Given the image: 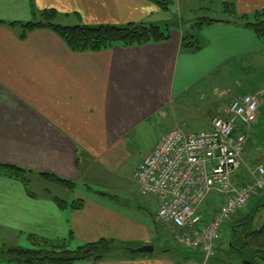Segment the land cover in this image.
Listing matches in <instances>:
<instances>
[{
  "label": "crops",
  "instance_id": "0c3cea01",
  "mask_svg": "<svg viewBox=\"0 0 264 264\" xmlns=\"http://www.w3.org/2000/svg\"><path fill=\"white\" fill-rule=\"evenodd\" d=\"M218 1L234 3L242 14L264 11V0ZM44 10H55L65 26L173 27L162 43L75 53L51 30L23 37L24 28L9 26ZM163 12L148 0H0V164L29 174L28 184L0 175V249L31 247L30 237L66 242L72 249L107 240L112 248L101 260L76 264H205L200 252L162 247L159 200L141 195L135 180L165 133L150 150L138 146L157 117L170 118L168 130H209L233 98L225 97L226 87L220 94L200 88L203 104L190 93L235 59L255 58L264 41L249 29L222 23L203 30L200 51L184 52L185 29L172 18L162 20ZM260 94L263 88L259 95L250 93ZM262 107L258 123L264 126ZM263 136L247 142L245 162L252 167L264 164ZM240 174L248 177L246 169ZM206 204L203 211L210 208ZM145 246L153 252H135Z\"/></svg>",
  "mask_w": 264,
  "mask_h": 264
},
{
  "label": "built area",
  "instance_id": "2783aa9c",
  "mask_svg": "<svg viewBox=\"0 0 264 264\" xmlns=\"http://www.w3.org/2000/svg\"><path fill=\"white\" fill-rule=\"evenodd\" d=\"M260 105L257 96L244 95L232 99L207 131L168 130L135 172L140 194L159 200L158 220L177 231L184 249L200 252L206 262L217 253L223 224L264 191L263 163L255 164L242 184L235 182L247 165L248 134ZM213 192L222 202L203 211Z\"/></svg>",
  "mask_w": 264,
  "mask_h": 264
},
{
  "label": "trees",
  "instance_id": "16d2710c",
  "mask_svg": "<svg viewBox=\"0 0 264 264\" xmlns=\"http://www.w3.org/2000/svg\"><path fill=\"white\" fill-rule=\"evenodd\" d=\"M155 4L161 11L169 12L175 5L176 0H148ZM223 6L226 7L225 13L230 18L224 21L209 20L204 18L203 20L194 24L196 31L199 32L205 29L207 26L224 23L234 24L246 29L251 30L260 40L264 41V13L256 12L254 21L249 20L246 15H239L236 12V5L232 2L223 1ZM34 18L39 16V20L29 21L24 23H12L11 27L16 25L25 29L23 37L29 32L36 29H48L59 35L67 46L75 53L82 52H101L108 50L115 45H122L124 47L144 46L149 43H162L170 39V29L173 27L170 23H166L165 27L158 24H135L131 23L125 26L117 25H99L88 26L84 24H78L76 26H65L57 22V12L55 10H44L36 15L34 11ZM33 18V19H34ZM247 19V20H246ZM0 24L5 25L4 22ZM179 25L175 23L174 26ZM205 27V28H204ZM203 47L201 40L192 34L186 33L182 38V50L184 52L196 53ZM257 128L252 131L251 138H254L258 132ZM250 135V134H249ZM246 156V153H245ZM245 171V169H242ZM0 175H4L8 178L15 179L22 183L28 184L29 174L27 171L6 164H0ZM238 176V177H237ZM236 178H242L235 182L240 185L247 178L241 174ZM64 186L74 185L66 180L44 176ZM63 205V204H62ZM75 210H79L82 205L77 203L73 206ZM217 207V205H216ZM211 208H214L212 205ZM253 215L247 217L246 223L244 220L236 222L234 224L233 231L237 232V229L241 226L249 224ZM242 249L246 252H241L244 256L242 264H259L264 262V225L257 230L247 233L243 238ZM30 248L17 247V248H2L0 249V264H76L78 262L101 260L102 256L109 251L112 246V242L107 240H101L96 243L84 244L78 247L76 250H71L69 244L66 242H53L40 238L30 237ZM248 255V257H246Z\"/></svg>",
  "mask_w": 264,
  "mask_h": 264
},
{
  "label": "rangeland",
  "instance_id": "374dc122",
  "mask_svg": "<svg viewBox=\"0 0 264 264\" xmlns=\"http://www.w3.org/2000/svg\"><path fill=\"white\" fill-rule=\"evenodd\" d=\"M225 9L226 7L223 6L222 1H218V0H183V1L176 0L175 5L172 7V9L169 12L161 13V19L169 20L172 18L171 20L172 24L178 23L182 25L183 29H185V31L183 30L184 35L186 33L195 35L202 42L203 41L202 32L204 29H202V31L200 30L199 32H197L196 31L197 29H195L194 24L196 22L203 20L204 18H207L209 20H217V21L227 20L230 17L227 13H225L224 11ZM236 12L239 15H246L247 18H249V20L252 21H254V18L256 16V12L251 14H242V12L239 11L238 8H236ZM39 19H40L39 17H35L33 20L37 21ZM225 87L229 92L225 96L227 97V99H232V98L234 99V98L242 97L244 95H250V93H256L259 95L260 90L262 88L264 89V51L258 53V55L253 59H242V60L235 59L234 61L230 62L228 65L223 66L220 72L209 75L208 79L204 83L196 87L194 90H192L190 95H193L194 100L198 104H203L204 102L201 96L202 90H200V88L207 89L208 93L214 92L216 90L215 88H217V93H218ZM220 93L221 92H219V94ZM235 93H238L240 95H236ZM225 97L223 94H221L219 98L224 99ZM258 98L260 100V103L263 105L262 109H264V97H262V95L260 94ZM228 104L226 106H222L221 110H219L211 120L213 121L216 116L222 115L224 109H226L229 106ZM169 119L170 118L166 116L157 117L156 119H154L153 123L149 125L148 130L141 136V145L138 146V149H140V151L150 150L154 142L157 141V138L161 137V135H163L168 131V129L172 125V122ZM212 121L210 123V127L212 125ZM258 121L256 122V124L252 126L250 131L251 130L253 131L254 128H257L258 132L256 133L258 135L262 133L263 136L264 126L262 125L261 122L258 123ZM173 128H179V127L175 126ZM179 129H181V127ZM203 129H204L203 127L198 126L195 128L194 131L199 132L202 131ZM248 141H249V137H248ZM253 141L255 142V140ZM247 145L249 146L250 143ZM141 157L143 159L144 155H142ZM246 163H247L245 168L246 172L254 168L250 164H248L247 161ZM43 184L49 185V183L47 182H44ZM221 202H222V197L216 194L215 192L209 195L206 201L208 206L212 207V205H214V208H216V205H219ZM251 215H253L252 217L253 221H251L249 224L245 226L239 227L237 229V232L233 231L232 227L236 222L244 220V222L246 223V219H248L247 217ZM263 225H264V191L252 199V201L246 207L244 212L240 213L235 218H233L231 222L223 224L220 230V240L217 245L218 253H216V255L213 257V258L216 257V259L211 258L208 262L204 261V263L205 264H242L244 256L242 255L241 252H246L245 250L242 249V244H243L242 240L244 236L251 231L259 229ZM164 227H165V238L164 240H162L163 241L162 247L166 249L170 247L171 252H175V250L178 251V248L183 251L186 250L178 242L177 231L172 230L167 226ZM29 246H30L29 243L24 244V247L26 248H30ZM77 248L75 249L71 248V250H76ZM158 248H160V245L158 246ZM186 251H191V250H186ZM246 257H248V255H246ZM259 264H264V262L260 261Z\"/></svg>",
  "mask_w": 264,
  "mask_h": 264
},
{
  "label": "water",
  "instance_id": "95a60500",
  "mask_svg": "<svg viewBox=\"0 0 264 264\" xmlns=\"http://www.w3.org/2000/svg\"><path fill=\"white\" fill-rule=\"evenodd\" d=\"M154 250L153 246H145L138 250H135L136 253H152Z\"/></svg>",
  "mask_w": 264,
  "mask_h": 264
}]
</instances>
